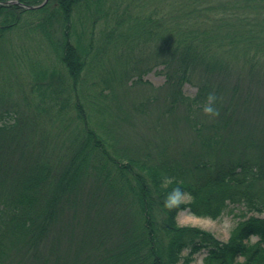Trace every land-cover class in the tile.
I'll return each mask as SVG.
<instances>
[{"label":"trees","instance_id":"16d2710c","mask_svg":"<svg viewBox=\"0 0 264 264\" xmlns=\"http://www.w3.org/2000/svg\"><path fill=\"white\" fill-rule=\"evenodd\" d=\"M123 2L0 4V264H264V98L250 88L264 87V0ZM23 57L36 106L11 122ZM161 65L163 102L126 106ZM144 112L166 141L131 138ZM231 205L227 240L178 220Z\"/></svg>","mask_w":264,"mask_h":264},{"label":"rangeland","instance_id":"374dc122","mask_svg":"<svg viewBox=\"0 0 264 264\" xmlns=\"http://www.w3.org/2000/svg\"><path fill=\"white\" fill-rule=\"evenodd\" d=\"M126 1L127 0H124L123 4ZM13 40L14 41L16 40L14 42L16 45L15 49L19 50V47L17 46L19 45V42H20L19 32L13 34ZM29 44L35 45V41L27 42L28 46ZM34 45L32 46L34 47ZM30 53L31 55L34 54L35 50L31 49ZM46 53H47V48L43 49V51H40V55L43 58H45V60L52 63L53 61L49 59L50 55L47 57ZM54 60H55V57H54ZM18 66L20 68L19 70H21L22 72L21 78L15 76V73L10 74L9 78L11 80V94L13 92L14 98H16L17 101L20 103L19 111H21L22 114L17 113V115H15L14 117H11L10 119L8 118L9 121L11 122L12 120H16V116L17 117L22 116L25 111L30 112V110L28 109L30 108V106L32 108L36 106L35 97L30 91L31 82H32V73L31 71L28 70L29 64H27V60L23 57L22 59H20ZM163 68H164V65H161L157 68L152 69L151 71H149L148 73L144 75V80H148L149 82H151V84L146 83V84L137 85L136 87L131 88V91L128 92V95H127L128 100L126 99V103H127L126 106H129L128 104H130L132 101L133 103L137 101L142 102L144 98H146V101H148V98H151L152 99L151 105L153 106V109H156L159 106V104L163 102L164 92L156 90V88L161 87L166 81V76L160 72V70H162ZM84 76H86L85 72L83 74V80H81V84L79 83V88L82 93H89V91L91 90V86L89 87V85H91L93 81H97L98 76H96L94 72H90L86 78ZM22 78H23V83L21 85ZM246 84H247L246 86L250 87L249 81ZM250 88L254 89L255 96L264 98V87L259 88L256 84L252 85L251 83ZM183 91L186 95L194 96L198 91V87L196 85L187 83L183 87ZM106 92H109V91H106ZM26 95L31 96L34 102H30L27 98H25ZM156 95L162 96L161 100L158 103L153 100ZM143 114L142 116L134 115V120L136 122V125H135V128H132L133 131L130 132L132 134L131 138H133V140H138L140 139L141 136L142 137L145 136L146 138H152L154 141H159V142L166 141V139L165 140L161 139V136L158 132L159 125L156 124L154 120H150L148 116L146 117V112H144ZM36 117H38V120H45V118L41 115H38ZM127 130H130V129L127 128ZM54 131H55V134L58 132L56 128H54ZM163 133L166 134V136H171V131L163 130ZM189 199H190V196L186 195L183 197V200L188 201ZM231 208H233L232 205L218 219H213L210 217H199L189 212V210H183L180 212L178 216V220L181 224L197 225L202 228L208 229L214 232L218 238L222 240H227L230 237L231 231L236 227L238 222L241 220L239 216V213H240L239 209H235L234 211H231ZM257 240H258V237L253 238V241H257ZM205 254H206L205 252H200L196 254L195 260L191 264H204Z\"/></svg>","mask_w":264,"mask_h":264},{"label":"clouds","instance_id":"9594fccd","mask_svg":"<svg viewBox=\"0 0 264 264\" xmlns=\"http://www.w3.org/2000/svg\"><path fill=\"white\" fill-rule=\"evenodd\" d=\"M217 101V96L215 93H209L206 98V103L203 105V112L206 115L215 117L219 115L218 108L215 107Z\"/></svg>","mask_w":264,"mask_h":264},{"label":"water","instance_id":"95a60500","mask_svg":"<svg viewBox=\"0 0 264 264\" xmlns=\"http://www.w3.org/2000/svg\"><path fill=\"white\" fill-rule=\"evenodd\" d=\"M47 0H44L41 4L38 5H27V4H23L20 3L18 0H6V1H0V4H11V3H19L22 6H24L25 8L28 9H35V8H40L42 7L44 4H46Z\"/></svg>","mask_w":264,"mask_h":264}]
</instances>
